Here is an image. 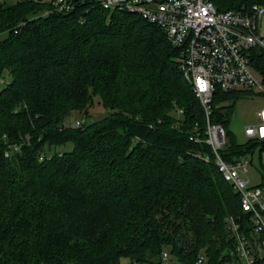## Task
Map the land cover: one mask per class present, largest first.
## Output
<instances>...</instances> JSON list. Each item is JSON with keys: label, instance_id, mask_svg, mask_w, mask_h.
Returning <instances> with one entry per match:
<instances>
[{"label": "trees", "instance_id": "trees-1", "mask_svg": "<svg viewBox=\"0 0 264 264\" xmlns=\"http://www.w3.org/2000/svg\"><path fill=\"white\" fill-rule=\"evenodd\" d=\"M73 1L67 13L42 16L51 0H0V264H161L165 250L181 264L200 255L241 264L226 219L248 237L251 225L204 142L180 49L139 15ZM212 2L219 12L264 5ZM249 54L264 82V51ZM96 97L102 119L66 125ZM238 98L213 95L221 157L259 150L264 170V140L239 144L226 130Z\"/></svg>", "mask_w": 264, "mask_h": 264}, {"label": "built area", "instance_id": "built-area-1", "mask_svg": "<svg viewBox=\"0 0 264 264\" xmlns=\"http://www.w3.org/2000/svg\"><path fill=\"white\" fill-rule=\"evenodd\" d=\"M107 11H125L139 15L161 28L167 39L180 49L178 59L184 78L191 84L206 119V138L214 164L224 180L238 195L241 211L251 225L250 237L240 232L234 217L226 219L234 239L230 255L241 264L264 260V182L253 183L249 172L250 156L226 162L221 151L226 145L225 131L213 124V95L223 93H251L264 97V82L251 66L250 50L264 51V38L258 35V21L264 17V6L253 4L248 11L219 12L212 0H91ZM74 9L73 0H51L52 12L67 13ZM181 111H179L180 113ZM75 127H80L77 121ZM248 140H264V107L257 115V123L244 128ZM198 135H195V142ZM14 150H17L15 147ZM208 161V158H205ZM168 259L167 252L162 260ZM198 264H205L204 255ZM227 264H230L229 262Z\"/></svg>", "mask_w": 264, "mask_h": 264}, {"label": "rangeland", "instance_id": "rangeland-1", "mask_svg": "<svg viewBox=\"0 0 264 264\" xmlns=\"http://www.w3.org/2000/svg\"><path fill=\"white\" fill-rule=\"evenodd\" d=\"M17 0H6L8 3H15ZM264 6V5H263ZM258 35L264 38V17L258 21ZM4 36L0 34V38ZM0 88L2 86L0 85ZM264 107V97L254 95L251 93H239V98L234 106L233 112L230 116L229 122L226 126V130L231 132L235 140L239 144H243L248 139L244 135V128L249 125H254L257 123V115L260 109ZM107 114V111L102 107L98 97L94 98L93 103L86 110V115L84 113L73 112L70 117L66 120V125L74 127L76 122L90 124L95 121L102 119ZM73 145L68 143L63 146H57L52 149L54 152H67L72 150ZM51 153V154H52ZM251 159V166L249 172L253 176V183L260 182V176L264 173L260 166V153L259 150H255L253 155L249 157ZM262 161L264 162V152L262 153ZM167 253L168 251L165 250ZM126 263L125 260L122 261ZM155 263H135V264H156L159 262L158 259H155ZM161 264H181L179 263L174 256L169 255L166 261H161Z\"/></svg>", "mask_w": 264, "mask_h": 264}, {"label": "crops", "instance_id": "crops-1", "mask_svg": "<svg viewBox=\"0 0 264 264\" xmlns=\"http://www.w3.org/2000/svg\"><path fill=\"white\" fill-rule=\"evenodd\" d=\"M263 164H264V162H263Z\"/></svg>", "mask_w": 264, "mask_h": 264}]
</instances>
